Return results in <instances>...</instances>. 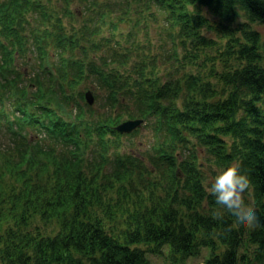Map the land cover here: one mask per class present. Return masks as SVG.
Segmentation results:
<instances>
[{"label": "trees", "instance_id": "16d2710c", "mask_svg": "<svg viewBox=\"0 0 264 264\" xmlns=\"http://www.w3.org/2000/svg\"><path fill=\"white\" fill-rule=\"evenodd\" d=\"M239 11L247 21L235 37L238 29L230 25ZM252 23L264 27V0H0V101L19 112L9 124L0 115L15 144L0 152L1 264H149L150 249L137 244L152 245V252L167 244L169 254L181 257L207 246L203 264L260 263L264 67L257 60L264 31L251 30ZM146 27L145 41H137ZM204 28L229 39L224 45L236 61L217 84L200 71L204 61L193 38L200 45L220 43ZM14 48L26 58L36 52L38 60L46 49L53 71L40 61L33 76L20 63L9 67ZM90 82L98 91L92 105L84 98ZM114 112L161 129L164 155L120 144L114 126L124 118ZM233 164L247 185L242 206L260 221L252 228L236 229L216 216L205 189L208 168L213 177L216 168ZM112 189L134 204L126 216L121 210L128 225L121 236L107 233L95 213ZM136 189L148 193L149 205H135ZM36 215L48 226L54 220L57 233L36 231L28 224ZM215 238L225 246L222 253ZM247 245L252 256L243 250Z\"/></svg>", "mask_w": 264, "mask_h": 264}, {"label": "rangeland", "instance_id": "374dc122", "mask_svg": "<svg viewBox=\"0 0 264 264\" xmlns=\"http://www.w3.org/2000/svg\"><path fill=\"white\" fill-rule=\"evenodd\" d=\"M56 2H60V0H55ZM57 4V3H56ZM59 5V4H57ZM189 10L193 11V13L196 12V9L194 6L190 5ZM247 21L246 20V15L242 14L239 11V14L235 17L234 21L231 23L230 27L232 29H238V32L236 33L237 36H242L241 34V29L245 28L243 23ZM162 23V26H165V22L160 20V24ZM249 28L251 30L259 29L260 31H264V27L262 25H259L258 23H252L250 24ZM124 29L127 31V25H124ZM148 28H141L139 29V33L136 36V40L139 42H144L145 39L143 37L144 31H146ZM151 32L153 28L149 29ZM217 29H203L202 33L211 39H217L220 43L214 46H206V45H200L197 40H194V43L196 44V49L198 53L200 54L201 59L204 61V67L201 68V73L204 74V77L206 79H209L213 83L217 84L219 83V74L223 70H227L230 68H234L236 66V61L234 60V55L228 50L224 43L227 42L229 39L226 37H220L216 38L218 35L215 33ZM241 39V38H240ZM158 40V44L160 43V38L152 33V41L155 42ZM242 41V40H241ZM221 46V47H218ZM26 52L20 55L19 58V63L22 66V71L26 72L27 76H33L37 72V67L39 60L36 57V52H33V56H29L26 58ZM227 58V59H226ZM257 62L264 67V52L260 51V57L257 60ZM196 69H198L197 65L192 69L191 72L196 73ZM97 84L94 82L88 83V92L91 93L92 103L94 102V99L96 100V97L94 96L96 90ZM97 105L94 104V107ZM59 108V107H58ZM60 109V108H59ZM61 110V109H60ZM62 111V110H61ZM71 113L70 115H72ZM130 118V117H128ZM129 120V119H128ZM140 129L137 131L136 135H131L130 137H123L122 141L125 142V146L128 145V148L130 146L132 147L133 151L139 150L143 152H147V155L149 153H152L153 151V131L151 130L150 126H145L144 124L140 125ZM132 131V130H131ZM126 133V132H124ZM12 139L10 138L9 134L7 133L6 129L3 126H0V152H5L7 147H15V144L12 143ZM129 150V149H127ZM146 154H143V156H147ZM148 157H146L147 159ZM199 159H201V156H199ZM149 162V159H148ZM207 169V168H206ZM208 168L207 170V176L206 181H205V189L207 191V186L210 180L212 179V171ZM218 168H216L217 170ZM214 176V175H213ZM157 179V178H154ZM15 181L13 178L11 179V182ZM127 188H129V184L126 185ZM158 189H156L157 191ZM17 189H14V192H16ZM109 193L104 197V202L102 204H96L95 205V213L102 217V222L105 226L104 230L109 233L110 235L114 236H121V233L125 228H128V225L124 222V220H121V210L123 209V215L126 216V214L129 213L134 207V204H130L129 200L124 197H122L120 194H122V191H119L117 189H112L108 191ZM157 193H160V191H157ZM132 194H135L132 196V199L134 200L135 205H138V203H147L149 205L150 203V197H147V194L145 191H136L132 192ZM245 202H247L245 200ZM105 203L109 204V207L105 206ZM243 204V203H242ZM245 205V204H244ZM243 205V206H244ZM180 213L186 214L187 212L184 210V208H179ZM215 209V208H214ZM128 212V213H127ZM31 221L28 224H31L33 227H37L36 231L39 230V232L43 231L44 235H50L53 236L57 233L59 230V225L55 223L54 220H51L50 223L51 225L48 226L44 220L41 221L40 216L36 215L35 217L33 216ZM121 220V222H120ZM124 222V223H122ZM48 227H51L52 230H48ZM216 245H217V250L216 253H222L225 249V246L222 245L216 238ZM141 247L148 248L147 252V257L149 260V264H203L206 259L209 257L211 251L210 248L207 246H202L200 247V252L195 255V256H188V257H181L180 255L178 256H173L169 254V246L167 244L163 245L160 249L159 252H152V245H145V244H137ZM250 248L252 249L251 246L247 245V247H244L243 250L247 251L248 253L251 252ZM1 252V250H0ZM250 256H252V253H250ZM261 262H257V264H264V251L261 255ZM3 263L1 257H0V264Z\"/></svg>", "mask_w": 264, "mask_h": 264}, {"label": "clouds", "instance_id": "9594fccd", "mask_svg": "<svg viewBox=\"0 0 264 264\" xmlns=\"http://www.w3.org/2000/svg\"><path fill=\"white\" fill-rule=\"evenodd\" d=\"M246 189V181L238 174L235 164L219 167L207 186L215 200L214 214L228 218L236 229L260 225L255 210L242 206L241 196Z\"/></svg>", "mask_w": 264, "mask_h": 264}, {"label": "water", "instance_id": "95a60500", "mask_svg": "<svg viewBox=\"0 0 264 264\" xmlns=\"http://www.w3.org/2000/svg\"><path fill=\"white\" fill-rule=\"evenodd\" d=\"M86 98L89 103L92 102V96L90 92H86ZM141 118H135V119H127L124 122L120 123L118 126H116V129L119 130L120 132H131V130L137 128L138 126L141 125L142 123Z\"/></svg>", "mask_w": 264, "mask_h": 264}]
</instances>
